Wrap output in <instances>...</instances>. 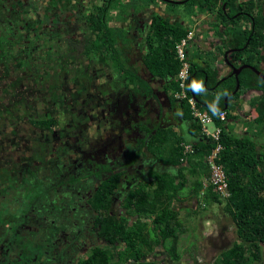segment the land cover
I'll list each match as a JSON object with an SVG mask.
<instances>
[{
    "label": "flooded vegetation",
    "instance_id": "obj_1",
    "mask_svg": "<svg viewBox=\"0 0 264 264\" xmlns=\"http://www.w3.org/2000/svg\"><path fill=\"white\" fill-rule=\"evenodd\" d=\"M39 1L0 0V264H83L94 248H109L101 235L109 218H127L129 185L99 209L100 186L119 170L108 138L97 136L108 108L101 99L98 110L95 63L83 70L68 50L85 43L84 13L68 8L73 24L37 13ZM65 1L75 2L56 3ZM82 1L85 14L98 3ZM51 119L59 120L52 130L40 125Z\"/></svg>",
    "mask_w": 264,
    "mask_h": 264
},
{
    "label": "crops",
    "instance_id": "obj_2",
    "mask_svg": "<svg viewBox=\"0 0 264 264\" xmlns=\"http://www.w3.org/2000/svg\"><path fill=\"white\" fill-rule=\"evenodd\" d=\"M169 1L134 0V6L122 5L121 13L120 8L113 10L111 25L122 28L124 32V64L120 74L114 65L95 63L96 73L92 75L97 76L98 110L101 109V99L107 102L108 108V128L104 130L103 118L97 117V136L100 139L108 138L107 152L111 154L109 164L111 169L119 170L122 175L121 186L125 181L129 185H126L127 195L136 186H147L153 181L152 173L170 175L176 185L183 184L176 196L168 202L178 214L177 225H174L175 232L179 234L176 245L183 255L182 259L172 261L166 252L171 247L170 241L166 246L159 245L149 260L159 264H197L193 253L204 246L203 241L206 239L195 238L194 232L203 234L204 216L209 230H213L211 226H216L214 221L218 222L229 215L223 208L225 201L219 214L212 212L215 200H212L214 195L208 182L209 168L204 158L209 151V142L202 137L199 124L192 119L188 105L174 97L178 91V79L177 74L171 73L176 71L169 69L174 67L178 56L168 58L169 54L164 52L165 59L162 52L166 46L157 48L158 41L155 50L160 55L152 57L149 54L152 19L159 16L166 24L187 34L193 33L187 52L195 70L208 73L202 80L203 93L214 94L219 81L232 76L233 67L230 63L234 66L236 64L235 67L241 63L234 57L239 51L232 48V37L227 33L231 25L227 26L226 21L219 20L215 13L201 7L199 2L190 5V0ZM260 11L255 10L256 14ZM241 25L244 28L252 27L251 22L247 21H242ZM166 41L171 45L175 40L169 37ZM171 47L170 51L174 49L173 45ZM168 62L172 63L171 67L167 65ZM216 82L218 84L215 86ZM239 92V97L234 98V95L229 98L228 109L232 106L234 110L227 115L226 130L237 139L257 141L264 152V135L258 137L260 128L255 123L263 110L259 98L262 92L241 88ZM184 143L193 144L195 152L182 160ZM96 145L99 146L100 142ZM137 154V163H133ZM162 209L163 206L158 205L155 213L158 214ZM126 217L129 218V215ZM137 220H142L149 229L154 228L152 219L142 216L132 218L133 222ZM192 241L196 242V246L189 249ZM217 257L212 260V264Z\"/></svg>",
    "mask_w": 264,
    "mask_h": 264
},
{
    "label": "trees",
    "instance_id": "obj_3",
    "mask_svg": "<svg viewBox=\"0 0 264 264\" xmlns=\"http://www.w3.org/2000/svg\"><path fill=\"white\" fill-rule=\"evenodd\" d=\"M122 0H100L88 14L80 15L85 43L82 47V58L86 64L98 63L112 64L117 70L123 69V44L124 32L120 27L111 25L113 21V10L122 6ZM201 3V7L215 16L222 22L226 21L230 30L228 35L232 37V48L239 52L234 55L241 65H250L264 73V0H250L239 3L237 0H190L188 3L194 5ZM220 3V4H219ZM226 8L224 9V5ZM261 10L256 14L255 10ZM122 12V8L119 9ZM242 21L251 22V28H244ZM221 23V22H220ZM152 36L150 39V56L158 57L160 53L156 49L166 46L162 52L170 56L176 55V42L187 35L166 22L159 16L152 19ZM173 38L171 45L166 41ZM234 40V41H233ZM169 45V46H168ZM174 49L170 51L171 46ZM175 45V46H174ZM166 55V54H165ZM166 59V58H165ZM171 67L172 63L167 64ZM169 70L178 74L180 63ZM236 66V64H235ZM203 73V74H201ZM206 71H196L191 65L188 88L194 93L200 106L210 104L216 110H209L216 117V123L223 128L222 142L225 146L221 153L219 162L225 167L229 177L231 198L225 201L223 207L235 225L237 240L233 245L222 251L214 264H264V152L263 147L255 140L237 139L226 130V123L220 122L217 115L225 111L227 115L234 110V107L226 109L225 98L236 89L237 81L234 76L215 83L219 86L214 94L203 93L202 80L205 79ZM241 90L261 91L259 97L263 110L255 120L259 126V135H264V80H262L251 69H244L239 76ZM192 94V93H191ZM237 93L234 98L240 96ZM185 103V102H184ZM182 103V104H184ZM228 119V118H227ZM46 129L52 130L59 125V120L51 119L40 123ZM200 127V126H199ZM181 152V150H180ZM139 155H135L132 162L137 163ZM205 158V157H204ZM121 174L116 172L108 180H105L98 191L96 202L104 208L112 203V197L116 196L121 187ZM153 181L147 186L138 185L123 202L124 208L128 211L129 218L123 219L115 215L110 217L101 235L109 242V248L96 247L84 259L83 264H159L157 261L149 260L156 251V248L163 244L171 243L166 252L172 257L173 262L182 259V253L177 249L179 234L175 232L178 222L177 212L168 203L172 200L183 184L176 185L172 176L167 174L152 173ZM202 185H200L201 187ZM211 187V186H210ZM211 190L212 187H211ZM215 202L223 204L214 192L212 193ZM158 205L163 209L158 214L155 210ZM131 215V216H130ZM152 219L154 228L149 229L142 220L132 221L134 217ZM176 224V225H174ZM113 248V250L111 249Z\"/></svg>",
    "mask_w": 264,
    "mask_h": 264
},
{
    "label": "built area",
    "instance_id": "obj_4",
    "mask_svg": "<svg viewBox=\"0 0 264 264\" xmlns=\"http://www.w3.org/2000/svg\"><path fill=\"white\" fill-rule=\"evenodd\" d=\"M192 39L193 33L190 32L176 46L180 70L177 74L178 91L174 94V97L175 100L185 102L188 105L192 119L200 126L202 137L209 142V151L205 157V162L209 168V186L212 187L213 192L221 201H227L232 195L229 177L224 165L219 162L221 153L225 149L222 142L223 128L216 123V117L199 105L197 99L190 93L188 88L191 64L188 58L187 47ZM217 117L220 122L227 121V113L225 111L220 112ZM182 148L184 157L182 160L195 152V146L191 143H184Z\"/></svg>",
    "mask_w": 264,
    "mask_h": 264
},
{
    "label": "rangeland",
    "instance_id": "obj_5",
    "mask_svg": "<svg viewBox=\"0 0 264 264\" xmlns=\"http://www.w3.org/2000/svg\"><path fill=\"white\" fill-rule=\"evenodd\" d=\"M97 1H98V3H100L99 0H96V2ZM56 2H57V0H41V1H39V3H40L39 9L37 8L38 11H36V12L41 14V12H45L46 10L49 9L48 13H49L50 17L57 15V14H60L62 17L67 16L68 21H73V24H74L77 16L74 13H73L74 15L72 13H69L68 8L71 7L72 11L75 9V12H77V13H84L85 14L87 12L84 8L85 4L82 0H75V2L72 3V5L69 2L67 3V1H65L64 4H61V5H60V3H56ZM66 3H67V6H66ZM121 3L123 5V7L134 6L133 5L134 0H122ZM117 8L118 7H115V9H117ZM79 37L82 38L81 32H80ZM77 43L76 42L72 43L71 47H68V50H72L71 53L75 55L74 58L78 57V60H79V63L81 64L82 69L86 70L87 69L86 61L83 60L82 55L80 53L81 49L83 47L82 45L84 43L80 44V41ZM111 66H112V64H111ZM82 81L85 83L88 82V77L86 75H83ZM83 99H86V97H84ZM74 102L75 101H73L72 104ZM71 107L74 108L75 104L70 106V108ZM90 130H91V128H90ZM212 206H213L212 212L219 214V210L221 208V205H219L218 203L215 202ZM214 222H215L216 226H214V225L211 226L213 228V230H209L208 225H207V221H206V217L204 216V219L202 222V225H203L202 233L203 234L201 235L197 231L194 232L195 238L206 239L203 241L204 246L201 249H198L197 251H195L193 253V256L196 259L197 264H212V260L215 257H217L222 251L231 247L232 244L237 240L235 225L233 224V222L229 216L227 218H223L222 220L219 219L218 222H216V221H214ZM199 226H200V224H198V229L200 228ZM196 229H197V227H196ZM193 231H195V230H193ZM207 237H208V239H207ZM195 246H196V242L192 241L191 244H189V249H191L192 247H195ZM185 256L187 257V255H185ZM187 258H190V257L188 256ZM198 258L200 261L198 260ZM191 263H192V261H191Z\"/></svg>",
    "mask_w": 264,
    "mask_h": 264
},
{
    "label": "water",
    "instance_id": "obj_6",
    "mask_svg": "<svg viewBox=\"0 0 264 264\" xmlns=\"http://www.w3.org/2000/svg\"><path fill=\"white\" fill-rule=\"evenodd\" d=\"M164 1H169V0H164ZM169 2H172V1H169ZM178 4H181L179 2H177ZM226 8V4L224 5V9ZM230 65L233 67V73H232V76H234L236 78V81H237V85H236V89L235 91L230 95L228 96L226 99H225V104H226V109L228 108V101H229V98L236 95L239 90H240V87H241V83H240V80H239V76L240 74L242 73V71L244 69H251L254 73H256L262 80H264V73L259 71L258 69L250 66V65H242L240 67H235L232 63H230ZM192 95L195 97L194 93L191 91ZM202 106L204 108H207L209 110H216L215 107H213L212 105L210 104H202Z\"/></svg>",
    "mask_w": 264,
    "mask_h": 264
}]
</instances>
